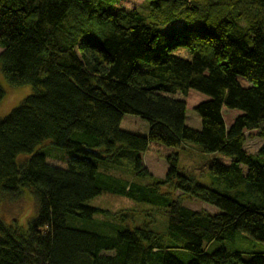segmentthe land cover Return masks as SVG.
<instances>
[{
  "label": "trees",
  "instance_id": "1",
  "mask_svg": "<svg viewBox=\"0 0 264 264\" xmlns=\"http://www.w3.org/2000/svg\"><path fill=\"white\" fill-rule=\"evenodd\" d=\"M126 1L0 0L3 75L33 91L0 119V192L25 187L38 202L26 229L0 218V264H264V146L246 151L248 133L264 140V0ZM191 91L208 97L194 110L200 130L175 97ZM224 109L242 114L228 126ZM126 115L146 121V135L123 130ZM48 143L65 151L64 167L48 163ZM152 143L196 144L231 163L210 166L208 187L182 173L176 152L157 178L143 158ZM102 194L145 205V220L131 230L137 215L121 210L113 235L74 227L101 212L90 202ZM242 235L263 247L224 246Z\"/></svg>",
  "mask_w": 264,
  "mask_h": 264
},
{
  "label": "rangeland",
  "instance_id": "2",
  "mask_svg": "<svg viewBox=\"0 0 264 264\" xmlns=\"http://www.w3.org/2000/svg\"><path fill=\"white\" fill-rule=\"evenodd\" d=\"M123 8L128 10H147V6H145L143 0H127L125 3H123ZM175 27V24L169 25L164 27L163 31L171 32ZM174 54L185 59H191V55L185 49H179L175 51ZM139 64L142 65V63ZM242 84L246 87L249 86V84L244 80L242 81ZM0 86L5 91V97L0 103V119L7 117L26 98L32 95L33 92L31 86H24L22 88L12 87L5 79L1 65ZM175 97L177 99H182L187 103L186 124L189 127L200 130L201 120L194 110L197 105L203 101H206L208 97L197 91H191L187 97H184L181 94H177ZM241 114L242 112L238 110L224 109V116L227 125H231L234 119ZM121 128L130 133L146 135L148 131V123L138 117L126 115L122 121ZM49 143L45 145V147L48 146L47 150L50 152V154H48L50 155L48 158V163L53 166L64 167L65 164L62 163L63 158L67 159L65 151L56 148L53 144L52 147L49 145ZM263 146L264 140L259 137V131L248 133V140L246 144V151L248 153L256 154ZM200 149L201 147L199 145L191 143H184V149L180 150L167 148L157 143H152L150 145L149 151L143 155L144 163L149 172L154 177L164 179L169 169L166 157L170 154L178 152L181 154L180 169H184V171L182 170V173H185L188 175V177H191L193 180H195L191 176L193 174L195 175L197 182L208 187H215V179L210 170V166L215 162L229 165L231 160L229 157L223 154L204 155L200 152ZM30 157L31 155L28 154L21 155L18 158V161L20 163H24L25 161H28ZM90 205L100 209L101 212L95 215L93 221L76 220V223L71 222L74 227H79L90 232L113 235V229L118 224L117 219L119 216L117 213H119L121 210H132L136 213L137 220L135 222L133 220L126 222V225L128 224V228L131 230H134L137 225H140V223L145 220L142 218V214L138 211L145 209L146 206L138 204L137 202L124 197L111 194H102L101 196L92 200ZM185 205L196 211L206 210L211 213L216 212V209L213 207L195 199L187 200ZM37 213L38 202L34 195L28 190V188H21V192L16 195H8L7 193L0 192V218L6 225H18L26 229L28 224L37 217ZM221 246L222 244L216 243L212 250H215ZM224 246L231 251L239 250L244 252H251L252 250L263 247L261 243L255 242L245 235L238 236L234 243L228 241L224 242ZM245 258L249 260L251 256L246 253Z\"/></svg>",
  "mask_w": 264,
  "mask_h": 264
}]
</instances>
